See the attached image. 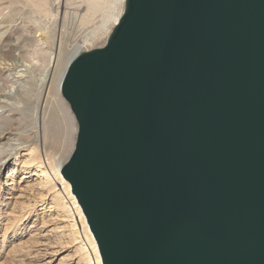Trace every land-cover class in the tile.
I'll return each mask as SVG.
<instances>
[{
  "label": "water",
  "instance_id": "water-1",
  "mask_svg": "<svg viewBox=\"0 0 264 264\" xmlns=\"http://www.w3.org/2000/svg\"><path fill=\"white\" fill-rule=\"evenodd\" d=\"M61 91L103 264H264V0H125Z\"/></svg>",
  "mask_w": 264,
  "mask_h": 264
},
{
  "label": "rangeland",
  "instance_id": "rangeland-1",
  "mask_svg": "<svg viewBox=\"0 0 264 264\" xmlns=\"http://www.w3.org/2000/svg\"><path fill=\"white\" fill-rule=\"evenodd\" d=\"M123 8L122 0H0V89L10 92L20 70L19 96L8 95L13 105L0 122L15 138L34 142L0 145V166L10 157L0 172V264H96L70 182L55 176L35 135L45 125L57 141L66 139L71 107L57 85L70 53L103 46Z\"/></svg>",
  "mask_w": 264,
  "mask_h": 264
},
{
  "label": "bare ground",
  "instance_id": "bare-ground-1",
  "mask_svg": "<svg viewBox=\"0 0 264 264\" xmlns=\"http://www.w3.org/2000/svg\"><path fill=\"white\" fill-rule=\"evenodd\" d=\"M122 2H125V0H122ZM123 11H124V8L123 9H119L118 13L115 15V17L113 19L114 25L117 24V22H118V20H119V18L121 16V14L123 13ZM81 50H82L81 47L77 46L70 53V57H69L66 65H65V68H64V70H63V72L61 74L60 81H59V83L57 85V93L60 94V95H62L61 83H62L63 77L65 75V72H66V70L68 68V65H69V63L71 62L72 59H74L78 54H80L82 52ZM9 64H11V63H9ZM19 66H21L23 68L28 67L27 64H24V63H21ZM7 70H10V68H7ZM16 71H17V69H16ZM19 71L20 70H18L17 73H13L12 74L13 75V80L15 79L14 83L16 84V86H13L12 89H10V92H6L5 90L0 89V115L3 113V111L6 108H9L10 106L13 105V102H12V100L10 102V97L8 95L11 94L13 96L14 95L15 96H19V94L17 95V93H18L17 89H19L18 87L20 85L19 82H18L19 75H17L19 73ZM11 73H12V71H11ZM19 80H20V78H19ZM70 110L71 109H68L70 122H69V125H68V128H67V131H66L67 132L66 136H65L66 139L65 140L63 139L62 143L55 139V136L53 135V132L51 131V129L46 127L45 125H41L40 131L38 132V134L35 135V138H37V140H38V141H36L37 144L40 145L41 143H43L45 153H46V155L49 156L48 160L50 162V165H49L50 169L53 171L54 174L56 173V175H55L56 177L58 176V178L60 180L62 179V181H64V182H66V180H65V178L62 175V169L65 166V163H66V161H67V159L69 157V155L66 157L65 151H66V149H70V148H72L70 150H73V148L75 146V141H76L75 135L78 132V125L76 124L75 115L73 113H71ZM1 116H4V115H1ZM13 135H14V133H12L11 131H8V128L4 127L1 124V122H0V145H2V146L8 145L13 140H15L16 142H19L18 144H20V145L34 143L32 138H30L29 140H23L22 138H20V136L19 137L17 136L18 138H15ZM66 142L69 143V144L63 146V144H65ZM48 147L52 148V150L49 151V152L47 150ZM39 151H40V149H39ZM9 159H10V157H7V159H5L1 163L0 172L8 164ZM29 162L31 163V162H35V161H33V159H32V161H29ZM39 163L43 164V160L39 159ZM28 167H30V164L28 165ZM51 170H43L41 175L46 177V178H48V177L51 178V173L49 172ZM52 176H53V174H52ZM53 179H56V178H53ZM50 182H52V181H50V180L47 181L48 184ZM55 186H51L49 188L50 189H54ZM44 188L46 189V187H44ZM67 188L69 189V191H71V185L68 182H67ZM52 192H54V191H52ZM75 199H76V202L78 203L76 196H75ZM78 209L80 210V212L82 214L83 225L85 226L84 228H85L86 234H87L88 238L91 240V242L94 244V249H95L94 252H95V255H96L95 263L96 264H103L97 241H96V239H95V237H94V235H93V233H92V231H91V229L89 227V224L87 222L86 216L84 215L81 206H78Z\"/></svg>",
  "mask_w": 264,
  "mask_h": 264
}]
</instances>
